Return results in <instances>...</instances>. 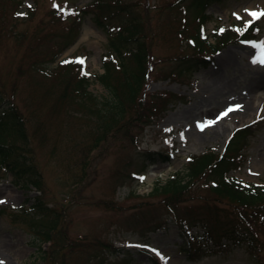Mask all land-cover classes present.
Segmentation results:
<instances>
[{
    "label": "rangeland",
    "instance_id": "374dc122",
    "mask_svg": "<svg viewBox=\"0 0 264 264\" xmlns=\"http://www.w3.org/2000/svg\"><path fill=\"white\" fill-rule=\"evenodd\" d=\"M109 1L120 3L112 6L123 13L117 18L138 20L148 57L137 97L142 105L131 101L115 123L105 124L91 108L109 96L99 76L105 56L114 53L91 20L93 0H0V95L29 133V143L20 146L31 148L43 177L38 191L23 184L27 177L0 167V264H264V223L253 224L261 216L250 220L257 233L253 252L244 244L217 248L211 242L202 246V256L188 251L177 216L194 234L212 225L214 213L228 222L239 218L235 205L212 194L206 175L192 184L187 199L154 193L173 174L188 171L190 156L222 153L234 130L249 123L252 131L232 141L244 149L245 162L230 174L264 186V88L255 90L263 99L252 114L225 108L264 76V15H251L264 13V0ZM203 14L210 19L207 34L215 27L229 34L246 28L254 39L225 34L231 40L215 51H196L192 40ZM198 54L210 58L199 65L187 59ZM109 59L117 77L119 67ZM84 63L95 98L80 105L76 95L63 94ZM64 67L69 74L62 76ZM3 143L10 147L12 139ZM39 203L56 215L48 237L43 233L52 217L37 209Z\"/></svg>",
    "mask_w": 264,
    "mask_h": 264
},
{
    "label": "trees",
    "instance_id": "16d2710c",
    "mask_svg": "<svg viewBox=\"0 0 264 264\" xmlns=\"http://www.w3.org/2000/svg\"><path fill=\"white\" fill-rule=\"evenodd\" d=\"M119 4V1H117V4H114L109 0H93L92 2V10L94 9V12L91 11V19L100 30L106 33L109 39V53H114V55L107 54L105 56L103 62L105 71L99 76V81L104 85L109 96L97 98L98 105L91 108L96 117L100 120L102 119L105 124L107 121L115 123V121L122 116L124 106L126 104L130 105L131 101L134 102L136 100L137 105H142V103L137 100V97L140 92L144 90L146 79L145 72L142 68L146 66L148 56L146 45L143 42V31L139 28L140 23L138 20L136 21V19L133 18L128 20L117 18V16L123 13L113 10L112 6ZM201 5V9L204 10V4ZM125 17L127 16L125 15ZM209 20V15L207 16L206 14H203L200 18L197 33H195V38L192 40L193 46L197 48L196 51L203 52L207 49L212 52L215 51L221 44L231 40L225 38V34L235 39L236 37L241 40L254 39L253 36L249 34L250 30L247 31L246 28L241 29L236 34L233 31L229 34L227 33L228 29L222 32L220 31L223 30L222 27H216L213 33L215 41L212 43L205 31V26ZM253 25H255V23ZM73 27H75V23ZM73 30L72 28V31ZM77 38L72 41V44L75 43ZM222 39H224L223 42H221ZM125 42H132L134 45L129 48H121L119 45ZM68 47L69 46L62 48L54 57L52 63L57 62ZM204 57V55L198 54L187 57V59L199 65L206 62ZM109 58H115L119 67L120 74L117 77L112 75V69L114 70L116 67L114 66L113 60ZM129 62L134 63L133 65H129ZM66 69V67L61 69L62 76L69 74ZM75 81L74 85L68 83L69 86L67 90H65L63 97H71L70 93H72L80 99L78 104L87 105L88 101L95 98L93 93L88 91L91 77L84 70ZM82 98L86 100L85 103L82 102ZM8 104L9 102L0 95V121H4L6 124L4 127L0 126V145L2 146V151L0 152V167H3L8 172H12L18 178L21 177L23 179L27 177L29 181L23 183L25 186L33 185L38 191H42L43 177L34 160L32 150L30 147L24 149L20 146L23 142L25 145L29 143V133L21 123L18 113L13 109H5L8 107ZM140 105L138 106L140 107ZM135 108H137V106ZM110 126L111 125L108 127ZM244 131H252V127L246 126L237 130L224 152L218 155L212 152H206L198 156H190L187 173L177 172L165 185L156 186L154 189V193L169 192L170 198L168 200H175L178 202L183 199V196L187 199L189 192H191L192 184L196 183L195 181H200V179L206 175V179L208 180L206 184H210L209 188L212 190V194L218 198L229 200L233 206L235 205L236 208L239 209V218L237 222H228L225 218L220 219L219 213L217 212L214 213L215 219L212 225L203 226L205 227L202 230L203 232L197 234L188 231L185 218L177 216V219L181 221L178 223V226L184 236V240L188 243V251L191 253L203 255L200 253V251L204 250L202 246L207 245L209 242H211L213 246H217V248H230V245L244 244L249 251L253 252L256 250L253 243L257 240V233L253 224L264 223V186L243 183L230 175L234 166L236 167L238 165L241 167L245 162V156L243 154L244 149L236 148L234 144H232L233 139L243 134ZM5 138L12 139L10 147L3 143ZM165 158L168 159L169 157L167 158V156H165ZM37 209L43 212L47 217H50V209L46 205L39 203L37 204ZM251 211L253 212L251 216H249L250 219L244 218ZM254 216H261L262 218H257L258 220L253 223L250 220H252ZM51 217L52 220L47 226V231L43 233V235L47 237L50 236L49 234H51V231H54L53 226L57 223L56 215L52 214ZM95 257L98 256L95 255Z\"/></svg>",
    "mask_w": 264,
    "mask_h": 264
},
{
    "label": "bare ground",
    "instance_id": "6f19581e",
    "mask_svg": "<svg viewBox=\"0 0 264 264\" xmlns=\"http://www.w3.org/2000/svg\"><path fill=\"white\" fill-rule=\"evenodd\" d=\"M232 59L233 58L230 56L228 59L224 60L225 64H230L232 62ZM260 88H264V76L250 82L244 98H240L241 100L238 101L228 102V104L225 105V108H227L228 110L233 109L230 112L240 116H246L252 114L256 101L258 102L263 99L261 95H258L259 92L255 91L256 89H260ZM241 95L239 94L238 96ZM231 128H234V125H231ZM219 134H220V130H217L215 132V135H219Z\"/></svg>",
    "mask_w": 264,
    "mask_h": 264
},
{
    "label": "snow or ice",
    "instance_id": "6c2138e0",
    "mask_svg": "<svg viewBox=\"0 0 264 264\" xmlns=\"http://www.w3.org/2000/svg\"><path fill=\"white\" fill-rule=\"evenodd\" d=\"M252 16L254 17H257V16H260V15H264V13H251ZM81 63H83V61H80ZM260 63H264V57L261 58V60L259 61ZM233 109H229V111H232ZM227 113H225L226 115Z\"/></svg>",
    "mask_w": 264,
    "mask_h": 264
}]
</instances>
